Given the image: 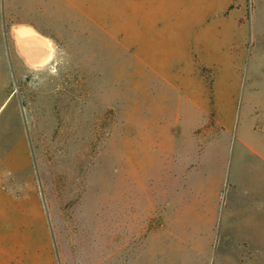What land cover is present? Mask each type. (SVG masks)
I'll use <instances>...</instances> for the list:
<instances>
[{"label": "rangeland", "instance_id": "374dc122", "mask_svg": "<svg viewBox=\"0 0 264 264\" xmlns=\"http://www.w3.org/2000/svg\"><path fill=\"white\" fill-rule=\"evenodd\" d=\"M0 264H264V0H0Z\"/></svg>", "mask_w": 264, "mask_h": 264}, {"label": "bare ground", "instance_id": "6f19581e", "mask_svg": "<svg viewBox=\"0 0 264 264\" xmlns=\"http://www.w3.org/2000/svg\"><path fill=\"white\" fill-rule=\"evenodd\" d=\"M34 31L28 28H22V27L16 28L14 30V38L17 43V48L19 50V53L23 56L24 60L27 62L28 65L34 66V67H44L45 65L49 64V62H51V60L53 59L54 48L50 41L43 39V36L40 37V35L35 34L36 31L35 32ZM94 134L96 135L97 133H94Z\"/></svg>", "mask_w": 264, "mask_h": 264}]
</instances>
